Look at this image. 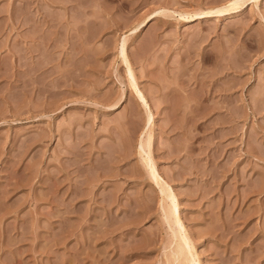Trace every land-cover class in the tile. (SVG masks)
<instances>
[{"label": "rangeland", "instance_id": "374dc122", "mask_svg": "<svg viewBox=\"0 0 264 264\" xmlns=\"http://www.w3.org/2000/svg\"><path fill=\"white\" fill-rule=\"evenodd\" d=\"M228 1L0 0V264H176L149 126L191 264H264V0L193 16Z\"/></svg>", "mask_w": 264, "mask_h": 264}, {"label": "bare ground", "instance_id": "6f19581e", "mask_svg": "<svg viewBox=\"0 0 264 264\" xmlns=\"http://www.w3.org/2000/svg\"><path fill=\"white\" fill-rule=\"evenodd\" d=\"M247 1L248 0H230L227 2L226 5L215 8L216 10L214 8H213L214 10L213 9H209V10L208 9L207 10L197 9L194 11L193 16H200L199 18H202V17H207V16L211 15L212 13H217V14L221 13L222 14V12H228V11L231 12L237 8L244 6L245 5L244 3H246ZM253 1H255V0H253ZM165 11H167V10H165ZM163 13H164V9L155 10V11L151 12L150 14L145 16V18H143L138 23V26H140V24L146 25L150 20H152L153 18H155L157 16L162 15ZM166 14H167V12H166ZM190 17H192V15L188 16V18H190ZM192 18H190V19H192ZM136 29L137 28L130 30V33L124 34L120 38L119 44H118V55L120 57L122 65L125 66L126 73L128 75V87L133 92L137 103L140 105L142 110L145 111V113H146L145 123L149 124L151 121L150 107H149L143 93L139 90V88L137 86L135 77L133 75V68L129 62L128 55H127V48H126L129 37L136 32ZM122 99H123V94L121 93L118 96L117 100L114 101V103L111 104L109 107L117 106L121 102ZM143 135L144 136L140 137V139L138 141L137 153L139 154L140 158L143 160V163L145 165L144 167H148L150 169V175H151L150 180L153 181L154 184L157 185L160 189L161 201H162L161 206H162V210L164 212L166 220L168 221L169 224L171 223L170 224L171 226L175 225L178 228L176 231H173V234H172V241L174 242V246H173V249L171 247V250H172L171 254L169 253L171 255V257L170 256L169 257H170V259L172 258L171 260L173 262H176V264H191L193 262L191 258L193 257L192 254H193L194 248L190 244V240L185 235L184 229L181 226L180 218H179V215L177 213L178 209H177V205H176V202L174 199V195H173V193H171V191H169V188L166 186V183L161 182L162 180H160V177L158 176V171L156 169L155 163L152 160V158L150 157V148H151V139H152V136L150 134V126L147 127V129L143 133ZM144 152L146 154V158H144L142 156V154H144ZM145 169L147 170V168H145ZM171 226H169L170 227L169 230L172 229ZM167 254H168V252H167ZM168 255H167V257H168ZM166 260H169V259L167 258ZM167 263L169 264L168 261H167ZM194 263H195V261H194Z\"/></svg>", "mask_w": 264, "mask_h": 264}]
</instances>
